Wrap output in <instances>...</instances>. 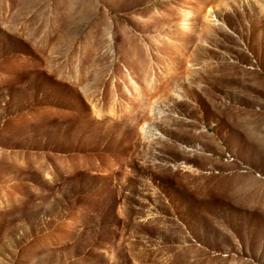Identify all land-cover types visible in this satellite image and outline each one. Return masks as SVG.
<instances>
[{"label":"rangeland","instance_id":"obj_1","mask_svg":"<svg viewBox=\"0 0 264 264\" xmlns=\"http://www.w3.org/2000/svg\"><path fill=\"white\" fill-rule=\"evenodd\" d=\"M253 143L264 0H0V264H251Z\"/></svg>","mask_w":264,"mask_h":264},{"label":"crops","instance_id":"obj_2","mask_svg":"<svg viewBox=\"0 0 264 264\" xmlns=\"http://www.w3.org/2000/svg\"><path fill=\"white\" fill-rule=\"evenodd\" d=\"M253 149V161L256 167V172L264 169V151L254 143L251 144ZM255 158L257 161H255ZM241 185L238 183L233 184L230 190L240 189ZM238 207H242L244 212H249V215L244 216L245 219L250 220L251 231L258 234L255 238L258 240L257 246L248 250V255L244 256L248 263L251 264H264V193L251 190L244 192L234 199Z\"/></svg>","mask_w":264,"mask_h":264},{"label":"bare ground","instance_id":"obj_3","mask_svg":"<svg viewBox=\"0 0 264 264\" xmlns=\"http://www.w3.org/2000/svg\"><path fill=\"white\" fill-rule=\"evenodd\" d=\"M136 65H140L142 67H145L146 66V62L144 60H142L141 62L136 63Z\"/></svg>","mask_w":264,"mask_h":264}]
</instances>
